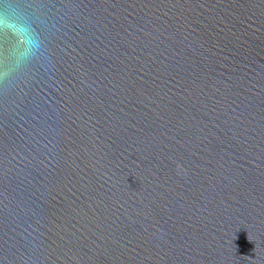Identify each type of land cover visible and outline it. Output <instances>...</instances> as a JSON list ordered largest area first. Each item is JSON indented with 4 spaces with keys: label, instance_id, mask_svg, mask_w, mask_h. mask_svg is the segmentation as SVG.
<instances>
[{
    "label": "water",
    "instance_id": "1",
    "mask_svg": "<svg viewBox=\"0 0 264 264\" xmlns=\"http://www.w3.org/2000/svg\"><path fill=\"white\" fill-rule=\"evenodd\" d=\"M0 264H264V0H0Z\"/></svg>",
    "mask_w": 264,
    "mask_h": 264
}]
</instances>
